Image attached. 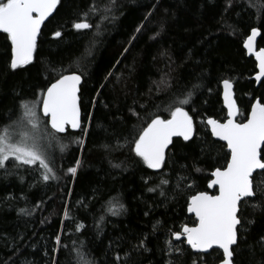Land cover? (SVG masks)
I'll list each match as a JSON object with an SVG mask.
<instances>
[{"label":"trees","instance_id":"obj_1","mask_svg":"<svg viewBox=\"0 0 264 264\" xmlns=\"http://www.w3.org/2000/svg\"><path fill=\"white\" fill-rule=\"evenodd\" d=\"M81 22L92 27L76 29ZM252 29L264 47V0H59L32 62L15 70L0 32V134L17 123L22 102L40 105L63 75L82 78L79 131L57 134L40 115L61 149L53 171L11 158L0 168V264H219V250L194 254L173 233L195 225L189 199L207 192L210 173L229 159L205 124L226 119L221 82L233 84L239 122L254 99L264 103V79L255 85L243 49ZM175 107L192 117V138L174 139L164 164L150 169L135 140ZM258 173L238 212L233 264H264Z\"/></svg>","mask_w":264,"mask_h":264},{"label":"snow or ice","instance_id":"obj_2","mask_svg":"<svg viewBox=\"0 0 264 264\" xmlns=\"http://www.w3.org/2000/svg\"><path fill=\"white\" fill-rule=\"evenodd\" d=\"M59 0H0V32L6 33L11 41L12 59L10 67L15 70L23 67L33 60L37 47V36L41 25L52 14ZM76 29L92 27L87 22L75 23ZM139 31V29H137ZM55 35L59 37L60 32ZM257 35V30H252L245 47L252 50V40ZM259 61L260 80L264 76V49L256 54ZM79 75H63L47 88L46 95L42 98L43 113L50 117L51 128L56 132H64L66 125L73 129L80 127L79 109ZM224 100L228 107L229 119L226 123L209 119L213 136L225 141L230 151V159L226 168H217L212 175L214 180L208 185L210 188L217 186L218 195H209L200 192L191 197L188 212L194 213L197 223L194 227L183 228L182 233H173L176 240L181 236L186 237L187 244L196 251L208 252L217 248L222 250L221 264H233L234 245L238 246V225L241 219L238 216L240 206L247 203L245 198L255 195L252 177L255 169L262 170L259 176H264V103L256 102L246 123H236L233 117L238 109L231 95V83L224 82ZM191 95V94H189ZM188 104L189 100L181 101ZM22 115L19 118L23 123L27 120L32 127H37L35 105L29 106L22 102ZM193 120L183 107H175L170 112V118L162 119L156 116L144 128L135 140L134 152L150 169H159L165 161V152L173 137H182L184 141L192 138ZM12 157L25 165H34L51 173L53 170L45 155L35 143L28 144L23 140L13 142L11 134L5 130L0 134V168L5 166V161ZM79 164V161H77ZM76 167H71L68 172L75 175ZM199 171V169H197ZM48 180L49 175H44ZM54 178V177H53ZM167 183V181H161ZM153 191V189H149ZM59 242V237L57 238ZM119 259V257H117Z\"/></svg>","mask_w":264,"mask_h":264},{"label":"water","instance_id":"obj_3","mask_svg":"<svg viewBox=\"0 0 264 264\" xmlns=\"http://www.w3.org/2000/svg\"><path fill=\"white\" fill-rule=\"evenodd\" d=\"M53 11H54V10H53ZM252 30H253V29H252ZM252 30L250 31L249 35L247 36L246 40L244 41L243 49H244V51H245V53H246V56H247L248 58H252L253 61H254V63H255V73H254V75H253V80H254V82H255V85L258 86V85L261 83V81L264 79V76H262L260 80H257V79H256V77L260 74L259 61H258L257 58H256V54H257L260 50L264 49V47H258V39H259V37H260V31H259L258 29H256V30H257V35H256V36L253 38V40H252V50L249 51V50L245 47V44L247 43L248 38L252 35ZM73 74L78 75V74H76V73H70V74H66V75H73ZM79 76H80V75H79ZM80 77H81V76H80ZM60 78H61V77H60ZM56 81H57V80H56ZM56 81H54L53 83H55ZM223 82H224V81H223ZM223 82H221V101H222V107H223V109H224V111H225V113H226V119H225L224 121L220 122V123H226L227 120L229 119V116H228V107H227V105H226V103H225V100H224V92H225V89H224V83H223ZM81 83H82V78H81L80 84H79V86H78V87H79V92H80V85H81ZM230 83H231V82H230ZM51 84H52V83H51ZM51 84H50L48 87H50ZM231 85H232V87H231V95H232V99L235 101L234 91H233V89H234V88H233V84L231 83ZM48 87H47V88H48ZM46 92H47V89L45 90L43 96L46 95ZM79 92H78V96H79ZM42 98H43V97H42ZM258 101H259L258 98L254 99L253 103H252L251 106H250V109H249V112H248L247 118L249 117V115H250V113H251V108H252V106H253L256 102H258ZM78 103H79V102H78ZM235 103H236V101H235ZM236 106H237V104H236ZM79 109H80V107H79ZM237 109H238V107H237ZM40 114H41V116H42L43 118H45V119L47 120V124H48L49 128H50L52 131H54L55 133H57V134H61V135H62V134H65L67 130H68V131H71V132H77V131H79V129H80V127H79V128H76V129H73V128L71 127V125L69 124V125H66V126H65V131H64V132H62V133H61V132H56L54 129L51 128L50 117L45 116L44 113H43V104H42V102H41V106H40ZM238 116H239V110L237 111L236 115L233 117L234 122H236V123H246V122H247V118H246L243 122H239V121H238ZM209 119H212V118H208V119H206V120H205V124H206V126L208 127V130H209V133H210L211 137L213 138V140H215V141H217V142H219V143H221V144H223V145L225 146L227 152L229 153V159H230V151H229V149L227 148V144H226V142L220 140V139H219L218 137H216V136H213L212 131H211V126L207 123V121H208ZM218 122H219V121H218ZM80 124H81V113H80ZM174 139H182V140H183L182 137H173V140H174ZM229 159H228V160H229ZM226 166H227V164H226ZM226 166H225L224 168H226ZM224 168H223V169H224ZM223 169H221V170H223ZM215 170H216V169H215ZM215 170H213V171L210 173V181H209L208 185L211 183L212 180L215 179V177L212 175V173H213ZM261 171H262V170L255 169V170L253 171L252 177H253V175H254L255 173H257V172H261ZM252 177H250V179H252ZM207 193H208L209 195H218V194H219V188H218V185H217V186H213V187H211V188L208 186V191H207ZM197 194H199V193H197ZM197 194H195V195H197ZM250 198H252V197H250ZM250 198H245V200H246V199H250ZM190 200H191V198H190L189 201H188V205H189V203H190ZM187 214H188L190 217H193V219L195 220V225H196L197 220H196L195 214H194V213H190V212H188V206H187ZM195 225H193V226H187V227H194ZM184 227H185V226H184ZM184 227H183V228H184ZM237 227H238V226H237ZM183 228L180 230L179 233H182V232H183ZM173 240H174V242H180V241L183 242V243L185 244V246H187V247H188V248H189L194 254H202V255H206V254H208V253H209L210 251H212V250H219V251L222 253V250L217 249V248L210 249V250H208V252H199V251L193 250V249L187 244L186 237H184V236H181V239H180V240H176V238H175V236H174V237H173ZM235 246H236V245H234L233 248H234ZM222 259H223V255H222ZM219 264H221V262H220Z\"/></svg>","mask_w":264,"mask_h":264},{"label":"rangeland","instance_id":"obj_4","mask_svg":"<svg viewBox=\"0 0 264 264\" xmlns=\"http://www.w3.org/2000/svg\"><path fill=\"white\" fill-rule=\"evenodd\" d=\"M32 105H35L36 118L34 122L36 123L37 127L33 128L32 124L28 123L27 120H24L23 123H21L20 119H18L17 123H15L10 128L8 127L7 131L11 134L13 142H19L23 140L28 144L35 143L39 150L45 155L47 161L53 163V157L57 156V154L61 152V149H59V146L55 142L56 137H54L52 133L46 129L47 127L45 122L39 114L40 105L38 101L29 104V106ZM21 115L22 112L19 118ZM10 158L14 159L12 157Z\"/></svg>","mask_w":264,"mask_h":264},{"label":"bare ground","instance_id":"obj_5","mask_svg":"<svg viewBox=\"0 0 264 264\" xmlns=\"http://www.w3.org/2000/svg\"><path fill=\"white\" fill-rule=\"evenodd\" d=\"M43 97V96H42ZM42 101V100H41ZM40 106H41V104H40ZM41 115V114H40Z\"/></svg>","mask_w":264,"mask_h":264}]
</instances>
